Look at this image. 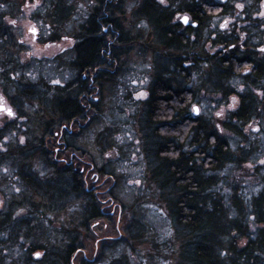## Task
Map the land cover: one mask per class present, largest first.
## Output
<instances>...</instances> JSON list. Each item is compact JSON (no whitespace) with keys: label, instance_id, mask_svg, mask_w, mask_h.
Returning <instances> with one entry per match:
<instances>
[{"label":"trees","instance_id":"1","mask_svg":"<svg viewBox=\"0 0 264 264\" xmlns=\"http://www.w3.org/2000/svg\"><path fill=\"white\" fill-rule=\"evenodd\" d=\"M191 8L199 9L200 6L193 4ZM3 41L9 40L0 33V48ZM225 44L224 55L215 57L209 52L208 60H205L201 54V51L205 54L203 48L188 49L187 39L178 41L173 50L177 61L165 65L172 66L175 71L173 68L161 71L159 84L155 83L150 97L144 102V122L140 130L145 145L148 144L144 150L147 179L158 186L160 202L164 203L166 208L163 210L173 227V239H178L180 264H264V164L261 163L264 161V66L252 67L245 62L247 54L238 57L227 47L228 42ZM4 51L1 48L0 54ZM248 68L252 70L245 72ZM199 69L201 73L196 76ZM194 78L201 82V91L191 85ZM7 84L8 80L4 84L8 95L7 89L11 87ZM200 92L206 99L217 100L215 112L208 105L199 104L197 96ZM21 98L27 99L31 106L44 105L42 99L52 106V129H27L28 125L21 127L14 123L0 127V188L6 186L9 193L12 185L16 187L11 191L12 196L0 191L1 201L5 204L0 211V264H37L30 253L38 245L30 241L33 246L30 250L26 248L29 231L25 213L38 219L36 223L35 218L31 225L33 238L46 239L48 264H53L52 253L59 248L54 243L61 244L57 237L59 230L52 228L55 218L58 221L63 214L69 216L67 227L63 223L65 234L71 233L74 217H79L85 227L92 219L96 198L91 190H87L89 175L86 173H81V184H78L71 174L66 175L72 171L64 170L65 177L56 190L49 183L42 189L36 184L40 181L29 173L28 165L37 160L42 169L47 166V154L57 152L52 149L55 144L49 140L55 141L56 133L63 132L62 128H56L60 117L63 115L69 123L76 114L71 113L73 109L60 112L55 95L44 98L23 92L15 99L23 106ZM195 103L201 114L190 118ZM221 109L223 114L217 116ZM172 127L178 136L177 154L183 150H180V142L185 144V150L175 160L161 159L158 133L168 135L163 131L172 130ZM64 132L68 133L66 129ZM10 135L9 144L1 143V138ZM30 136L37 138L36 141L31 142ZM22 137L28 139L27 142H21ZM181 137L183 140L179 141ZM77 142L68 139L63 143V152L79 155L82 160H93L92 153ZM36 167L38 171L42 170ZM248 174L249 178L257 180L255 189L258 192L250 191L248 183L240 180ZM137 202L142 201L137 200L134 204ZM131 208L136 206L128 209L129 215ZM23 232L28 242L17 253L20 249L14 245V238L22 236ZM48 241L51 245L46 244ZM13 253L19 256L14 258Z\"/></svg>","mask_w":264,"mask_h":264},{"label":"flooded vegetation","instance_id":"2","mask_svg":"<svg viewBox=\"0 0 264 264\" xmlns=\"http://www.w3.org/2000/svg\"><path fill=\"white\" fill-rule=\"evenodd\" d=\"M125 2L126 0H0V18L2 17L0 33H3L9 40L2 42L3 47L1 48L5 51L3 55L0 54V80L4 76L7 77L9 83L7 85L11 87L10 90L7 89L8 96L4 91L5 86L0 85V106L11 108L14 113V117L10 118L6 112L0 111V127L24 122V125H28L27 129L51 128L50 119L53 107L18 105L15 99L23 92H30L45 98L55 95L60 112L73 109L71 113L76 114L69 123L65 118L63 119L62 115L56 128H62L63 132L56 133L55 141L49 140V143L55 144L52 149L57 150L46 156L47 166L52 170V174L46 175L43 174V170L38 171L39 169L33 162L28 165L29 173L40 181L36 183L40 189L49 183L51 188L56 190V186L65 177L63 176L64 170H71L72 172H67L66 175L71 174L72 180L81 184L80 175L88 172L87 169L83 170L84 163L88 160H82L79 155L64 153L63 143L72 138L79 142L83 141L86 134H91L90 139L93 138L92 127L98 116L100 105L107 88L119 74L123 77L130 74L127 81L128 89L122 93L123 96L136 97L140 92L147 93L144 99L130 100L133 108L131 115L134 111L136 112L139 103H142L144 109V102L150 97L151 89L155 83L159 84L161 71L168 68L165 65L177 61L173 56V50L178 41L187 39L188 49L203 48L205 54L203 51L201 54L202 59L205 60H208L209 52L215 57L224 55L227 50L224 48L225 42H228L230 46L227 45V47L235 51L238 57L247 54L245 60L247 64L252 67L264 66V51H261L264 49V0H165L164 4H161L160 0H141L136 14L144 13L147 16L146 20L148 19L152 24L155 33L153 46L157 50L156 45L160 46L163 52L170 51L169 54L162 56L163 59L159 58L161 59L158 60L159 66L155 64L152 79L144 81L148 84L145 89L140 86L141 76L136 73L143 60L138 57L136 63L132 62L134 65H131L127 58L130 57L129 50L132 48L130 40H135L137 45L140 44L139 48L144 46V42L140 41L141 31H135L132 37L131 28L126 25L128 16L125 14ZM193 4L196 7L199 5L200 8L193 10L191 8ZM184 16L189 18L188 25L180 19ZM24 18L23 23L18 21ZM9 21H15V24ZM51 21H55L58 26L51 29L49 27V23L53 26ZM43 27L51 30L48 33V35L51 34L49 38L42 35ZM32 29H35L34 33ZM55 43L58 46L53 53L44 51V48ZM41 48L43 51L39 52ZM160 49L156 53H159ZM188 60L192 62L191 58ZM50 64L55 65V77L59 81L58 84L47 82L48 79L43 74L39 79H35L39 73L35 74L36 71L33 72V69L37 68L39 71L41 65ZM169 67L168 69L173 68ZM172 70L175 71L174 68ZM251 70V68L244 69L245 72ZM9 91L16 93V96H12ZM193 106L199 108L200 115V107L196 103ZM199 115L192 111L190 118H196ZM29 120L33 122L30 123ZM71 121H73L72 126L69 125ZM64 125H67L65 129L68 133L64 132ZM142 132L140 130L141 142L143 141ZM159 133L158 155L160 158L175 160L177 156H182L185 144L180 142V150L182 148L183 150L177 154L178 138L176 137L178 136L175 128L163 131L168 135ZM31 136L29 138L31 142L36 141L37 138L32 139ZM20 140L24 142L25 138L22 137ZM161 140H163V146ZM180 140L183 138H179ZM3 141L4 139L1 138V143ZM142 153H144L143 150ZM91 158L93 160H89L92 164L93 176L90 174L88 176L87 190H91L96 198L93 203L92 219L85 227H82L80 218L74 217L70 234H65L63 227L58 228L60 234L57 237L61 244H57L58 250L52 253L53 264H112L108 259L107 263L103 260L107 252L111 250L110 246L123 245L127 242L120 237L119 229L114 224L115 216L119 218L118 223L125 217L129 220V204L122 202L121 199L118 201L119 196L116 193V190L121 187L119 173L116 167L113 169L110 159L105 160L99 166L93 154ZM143 158L146 160L144 154ZM91 184L94 185L93 188ZM155 186L158 188L157 184ZM15 188V185L11 186L12 190ZM105 197L115 200L104 203L102 200ZM133 205L138 209L137 205L143 207L144 204ZM159 206H162V209L166 208L163 202H160ZM24 215L27 217L30 242L35 239L31 225L36 217L29 213ZM126 225L129 226V223ZM127 226L125 232L129 233L131 228ZM171 229L173 230V227ZM29 242L26 248L30 250L33 245ZM42 246H37V249L30 253V257L37 264H48V247ZM36 253L40 255L36 256Z\"/></svg>","mask_w":264,"mask_h":264},{"label":"rangeland","instance_id":"3","mask_svg":"<svg viewBox=\"0 0 264 264\" xmlns=\"http://www.w3.org/2000/svg\"><path fill=\"white\" fill-rule=\"evenodd\" d=\"M140 2L141 0H126L125 2V14L128 16L126 25L131 28L132 37L133 34L135 35V31H141L140 41L144 42V46H141V48H139L140 44L137 45L135 40H130V42L132 43V48H130L129 50L130 57L127 58L129 59L128 61L131 65H134L132 62L136 63V59L138 57L143 60L137 68L136 73L141 76V79L139 81L140 86L146 89L148 84L147 81H144L146 79H152L153 68H155V64H158L159 66L160 62L158 60L163 59L162 56L164 54H169L170 51L163 52V50H161L162 48L156 45L158 47V50L161 48L159 51V53L161 54L156 53V51L158 50L155 49V46H153V38H155V33L152 24L148 19L146 20L147 16L144 13H137L138 15L136 14V10L138 9L137 6H139ZM26 11L27 13H29L27 9ZM18 21L20 23H23L25 21V18L23 20L19 19ZM51 22H53V26L51 25V23H49V27H51V29H53L52 27L54 26H58L55 21ZM42 30V35L49 38L51 34L48 35V33L51 30L49 31L44 27L42 28ZM51 45L50 47L47 46V48H44V51L46 53H53L57 49L58 44L55 43ZM38 51L42 52L43 48L39 49ZM41 66L42 67L39 69V71H37V68L36 70L33 69V72L36 71L35 74L39 73V76L35 79H39L43 74L44 77L48 79L46 80L47 82L57 81V77H55L56 69L54 64ZM196 72V76L197 74L201 73L200 69ZM128 75L123 77V75L119 74L117 79L109 85L98 110L96 121L92 127L93 138L90 139L91 134H86L87 136L84 134L86 138H84L83 141H80L81 146L85 147L93 154V157L99 166L105 160L110 159L112 161L111 164L113 165V167H116L120 176L121 187L116 190L119 199L129 204L130 207H134L133 204L137 200L140 202H144L143 207L137 206L141 208H139L140 211L138 209V212L135 210L136 208H131L129 220L127 219V217H125V219L120 220V223H118L117 221L119 218L117 219V217L115 216L114 224L119 229L120 237H123L127 242H124L123 245L113 244L112 246H110L111 250L107 252V256L104 257L103 260L105 261V263H107L109 260L112 264H180L181 251L178 247V239L176 237L175 239H173V232L171 231L172 229L169 225L170 221L168 219V215L166 214V211L162 209V206H159L161 199L158 194L159 190L153 182L151 183V181L147 179V163L143 158V154L145 155V153H142V150L144 151L145 148H147L148 144L145 145L143 138L142 142L140 140V125L144 122V109L142 108V103L137 104L136 112L134 111V114L131 115L133 108L131 106L132 103L130 102V100H132L133 98L136 100L144 99L147 96V93L145 91L140 92L145 93L144 96H140V93L136 97L123 96L122 93L128 89ZM51 76L53 78H51ZM6 78L7 77L0 80V85L6 84ZM132 82L136 84V82ZM191 85L194 89H198L199 91H201L202 89L201 82L198 78H194ZM9 92H11L10 94L12 96H16V93H14L13 91ZM197 97L199 99L200 105L204 107L208 105V108L212 109L213 112L217 110V100L212 101L210 99H206V95H202L201 92ZM42 100L44 105L48 104L44 99ZM21 101V104L23 106H31V103L27 99L21 98ZM36 101L38 102L37 99ZM128 119L131 120L129 121ZM15 124H20V126L23 127L24 122H17ZM11 135L8 136V138H4L3 143L7 144L9 141H11ZM82 142H84V144ZM140 146L142 147V149ZM5 147L6 146L2 148ZM116 152H118V154ZM34 164L42 169V165L39 163V161L36 160ZM84 164L85 165L83 166V170L87 169L88 172H86V174H90V176H93V171L91 169L92 164H90V160L86 161V163ZM42 170L44 171L43 174H52V170H49L48 166H44ZM249 176L250 174L246 175L240 180L248 183L247 186L251 188L250 191L258 192V189H255L257 180H254V177L249 178ZM91 187L93 188L94 185L91 184ZM1 189L4 190L5 193H7L8 189L6 188V186L4 188H0V191ZM11 191L12 189H10L9 193L7 194L9 195L11 193L10 195L12 196L13 193ZM102 201L104 203H109V201L111 200L110 198L105 197ZM0 203V208L2 210V208L4 207V203H2L1 200ZM132 209L134 211H132ZM68 218L69 216L66 214H63L61 217H59L58 221L55 218V225L52 228H64L63 223H65L67 227ZM35 222H38L37 218ZM128 223L129 226L126 225ZM126 226L131 228L129 233L125 232ZM24 234L25 232L22 233V236H16V238H14V245H16L17 249H20L18 251L16 250L17 253H20V251L23 250L22 246L28 242ZM44 241H46L45 238H36L32 240V242L38 246L44 245ZM46 244L51 245L49 241L46 242ZM57 244L58 243H54V246ZM167 245L171 246L172 248L168 249ZM14 253L11 255L14 256ZM18 256L19 255L14 256V258Z\"/></svg>","mask_w":264,"mask_h":264},{"label":"snow or ice","instance_id":"4","mask_svg":"<svg viewBox=\"0 0 264 264\" xmlns=\"http://www.w3.org/2000/svg\"><path fill=\"white\" fill-rule=\"evenodd\" d=\"M160 3L161 4H164L165 3V0H160ZM237 7H241V5H237ZM180 19H182V22L185 25H188L189 24V18L187 16H184V17H182ZM9 23L15 24V21H9ZM222 27H223V25H222ZM31 31H33V33H34L35 32V29H32ZM261 51H264V49H261ZM54 83H57L58 84L59 81H54ZM139 95L140 96H144L145 93H140ZM232 99H233V101H235L236 100V97L233 96ZM233 106L234 105H230V107H233ZM0 111L6 112L7 116L10 117V118L11 117H14V113L12 112L11 108H5L3 106H0ZM192 111H193V113L199 115V108H197L196 106H193ZM222 114H223V109H221L220 112H217L216 113L217 116H221ZM217 127H219V125H217ZM21 142H23V141L21 140ZM261 163L264 164V161H261ZM39 255H40V253H36V256H39Z\"/></svg>","mask_w":264,"mask_h":264}]
</instances>
